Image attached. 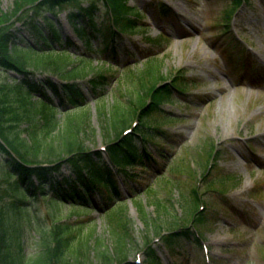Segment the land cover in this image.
Listing matches in <instances>:
<instances>
[{
  "label": "rangeland",
  "instance_id": "1",
  "mask_svg": "<svg viewBox=\"0 0 264 264\" xmlns=\"http://www.w3.org/2000/svg\"><path fill=\"white\" fill-rule=\"evenodd\" d=\"M16 2L0 0V14L11 13ZM160 2L166 3L175 14L161 15ZM128 4L136 8L139 22L146 29L125 34L121 42L125 50L120 51L119 61L106 54L99 57L91 53L94 65L100 59L106 60L103 67L112 77L109 85L101 90L100 99L93 97L91 84L86 80L82 83L90 117L85 124L87 149L104 153L108 146L100 102L112 109L118 101L131 106L145 95L138 80L132 77L129 80L126 65L131 64L133 71L142 69L147 63V54L151 53L158 58L160 76L169 83L173 77L183 76L184 81H193L194 85L162 107L166 120L158 123L166 133L158 137V143H152L151 139L145 143L154 158H144L143 162L137 161L136 166L127 167L128 174H116L117 191L121 193L116 199L123 203L112 201L109 207L115 212L123 208L122 221L110 219L112 213L105 215V210L99 209L106 202L104 195L94 199L95 209L78 215L70 214L71 207L61 205L55 220L74 227L75 247H79L81 239L85 240L80 257L89 264H102L99 250L115 248L116 230L129 242L130 263L146 264L148 242H155L161 264H264V0H247L230 23L224 15L232 6L228 0H128ZM99 11L100 15L105 11L102 3ZM68 13L64 10L51 17L59 23L63 37L73 38L82 46L73 32ZM239 32L249 52L241 45L230 54L232 34L239 37ZM160 34L168 35L169 40L153 43ZM23 36L30 43H36L29 35ZM239 55L248 62L246 72L239 61L241 58L229 60ZM72 59L76 61L75 54ZM47 74L39 71L37 76L45 78ZM17 78L19 76L0 70L1 84L10 87ZM145 85L152 86L150 78ZM8 93L11 99L18 98L17 91L11 87ZM56 118L59 127L52 133L54 137L65 129L68 120L66 114L58 111ZM139 124L137 118H131L133 134L141 146ZM213 150L215 157L211 156ZM5 158L0 156V180L7 179L3 189L14 183V178L6 175ZM45 158L43 152L33 164L51 166ZM62 172L69 173L66 168ZM195 188L200 205H205H199L198 209L206 212L214 205L219 214L202 233L210 248L209 254H205L203 244L201 247L189 243L181 249L185 258L181 262L178 261L181 257L159 246L162 239L158 231L162 227V233L167 234L175 225H179L177 229L191 223L184 205L185 198L189 199ZM215 191L229 193L228 200L222 202L220 199L224 196ZM8 193L1 199L0 206L10 213L14 198ZM49 198L26 199L27 209L18 216L12 214L23 230V253L28 259L40 252L38 230L49 229L53 224L48 217L52 207H44ZM35 203L42 207L36 208ZM121 224L126 227L122 228Z\"/></svg>",
  "mask_w": 264,
  "mask_h": 264
},
{
  "label": "trees",
  "instance_id": "2",
  "mask_svg": "<svg viewBox=\"0 0 264 264\" xmlns=\"http://www.w3.org/2000/svg\"><path fill=\"white\" fill-rule=\"evenodd\" d=\"M228 1L232 6L224 11V15L229 22L243 0ZM101 3L105 7L102 15L98 14ZM158 7L160 14L173 15L164 3ZM64 10L69 11L73 32L83 47L73 38L63 37L59 23L51 17ZM139 21L140 14L128 4V0H17L11 13L0 14V70L19 76L17 82L10 85L18 93L15 100L9 96L10 87L0 83V156L7 157L6 175L14 178V183L5 189L2 185L7 179L0 180V201L8 192L14 198L10 213L0 206V264H89L80 257L85 240L81 239L79 247H75L74 227L67 223L52 224L49 229L38 230L41 235L40 252L28 259L23 253V230L12 214L18 216L26 209L20 203L29 196L49 194L52 196L48 206L52 205L53 211L48 217L52 221L59 216L61 205L71 207L70 214L85 212L97 193L106 192L108 198L114 195L115 172L128 174L127 167L136 166V162H143L144 158H154L146 146L137 143L135 135L124 136V131L131 126V118H137L140 122L138 131L144 143L151 136L152 143H158V137L166 133L163 125L158 123L161 119L166 120L162 107L172 102L177 94L188 91L194 83L184 81L183 76H175L169 83L160 76L158 58L151 53L147 54V63L142 69L133 71L132 65L126 66L129 80L131 77L138 80L145 91L137 103L125 106L118 101L112 109L101 102L99 104L108 138L106 157L89 151L84 138L87 133L85 124L90 117L82 83L86 80L91 84L92 93L100 99L101 90L109 85L111 79L110 71L103 67L106 60L101 59V64L99 61L94 65L91 53L106 54L119 61L120 51L125 50L121 44L125 34H136L146 29ZM25 34L36 43L25 40ZM166 40L169 37L160 34L153 43ZM73 54L76 61L72 59ZM116 66L119 67L118 64ZM39 71L48 74L45 78H38ZM147 78H150L152 86L145 85ZM57 111L66 114L68 120L65 129L54 137L52 133L59 127ZM77 111L80 113L76 114ZM43 152L51 165L49 167L33 164ZM211 156L215 157L214 150ZM63 168L69 173H63ZM199 198L196 188L189 199L185 198L190 224L177 229L179 225H175L167 234L162 233V227L158 231L162 237L160 247L167 248L173 256L181 257V262L185 261L181 249L189 243L200 246L198 236L219 214L214 205L206 212H200ZM220 200L227 201L225 198ZM107 213H112L110 219L123 220V208ZM121 226L126 227L125 224ZM115 234V248L98 252L102 264H132L128 262V240L118 230ZM147 247L146 264H161L154 243L148 242Z\"/></svg>",
  "mask_w": 264,
  "mask_h": 264
}]
</instances>
